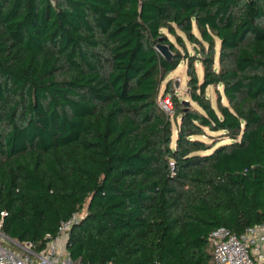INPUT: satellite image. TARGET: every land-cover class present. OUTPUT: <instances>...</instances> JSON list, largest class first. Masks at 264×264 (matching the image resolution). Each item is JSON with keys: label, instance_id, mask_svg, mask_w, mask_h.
Returning <instances> with one entry per match:
<instances>
[{"label": "trees", "instance_id": "1", "mask_svg": "<svg viewBox=\"0 0 264 264\" xmlns=\"http://www.w3.org/2000/svg\"><path fill=\"white\" fill-rule=\"evenodd\" d=\"M83 209L74 264H213L264 225V0H0V231L42 251Z\"/></svg>", "mask_w": 264, "mask_h": 264}, {"label": "built area", "instance_id": "2", "mask_svg": "<svg viewBox=\"0 0 264 264\" xmlns=\"http://www.w3.org/2000/svg\"><path fill=\"white\" fill-rule=\"evenodd\" d=\"M162 104L170 109L169 102ZM79 219V213H76L62 222L58 235L42 251H37L30 241L12 240L0 231V264H74L67 247L60 240H68L72 226ZM209 240L213 264H264V225L251 226L242 235L219 227L210 233Z\"/></svg>", "mask_w": 264, "mask_h": 264}, {"label": "rangeland", "instance_id": "3", "mask_svg": "<svg viewBox=\"0 0 264 264\" xmlns=\"http://www.w3.org/2000/svg\"><path fill=\"white\" fill-rule=\"evenodd\" d=\"M170 36V35H169ZM172 40L175 41L174 37L170 36ZM189 48L192 50V46L189 45ZM199 72L201 74L202 72V67L200 64H196ZM168 80L170 79L174 86L175 89L177 91V94L179 95L180 98L184 99V100H190V97L188 95V75H187V63L183 62L175 71H173L172 73L169 74ZM165 83H163V88H164ZM162 88V89H163ZM207 94L212 98L213 103L215 104L216 99H217V89L214 87H209L207 90ZM162 102H169V106L170 108L173 107L171 98L169 96L165 97L164 99H161ZM173 129L176 133V123L173 121ZM215 137H221V135L215 136ZM202 139L206 140L208 143L211 144H215L217 142L216 139H211L208 136H202ZM86 209H83V211L81 213H79L80 218L85 214Z\"/></svg>", "mask_w": 264, "mask_h": 264}, {"label": "water", "instance_id": "4", "mask_svg": "<svg viewBox=\"0 0 264 264\" xmlns=\"http://www.w3.org/2000/svg\"><path fill=\"white\" fill-rule=\"evenodd\" d=\"M157 49L164 55L167 59H170L172 57V51L170 50L169 46L166 44L159 43L157 45ZM185 102L189 103V101L184 100ZM67 247V243H66Z\"/></svg>", "mask_w": 264, "mask_h": 264}, {"label": "crops", "instance_id": "5", "mask_svg": "<svg viewBox=\"0 0 264 264\" xmlns=\"http://www.w3.org/2000/svg\"><path fill=\"white\" fill-rule=\"evenodd\" d=\"M60 241H61V244H62L63 246H66L67 240H66L65 238H64V239H61Z\"/></svg>", "mask_w": 264, "mask_h": 264}]
</instances>
